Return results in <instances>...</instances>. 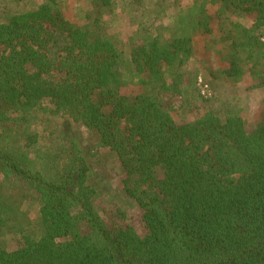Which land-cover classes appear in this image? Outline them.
<instances>
[{
    "label": "trees",
    "instance_id": "trees-1",
    "mask_svg": "<svg viewBox=\"0 0 264 264\" xmlns=\"http://www.w3.org/2000/svg\"><path fill=\"white\" fill-rule=\"evenodd\" d=\"M14 1L0 0V131L16 127L25 145H0V175L38 197L40 232L0 244V264H264V107L253 129L237 110L207 107L187 120L172 100L193 88L168 81L193 60L197 38L225 63L218 79L257 74L264 0H192L174 14L163 0H77L83 23L66 17L67 0L10 10ZM117 13L135 27L128 41L113 30ZM243 15L251 21L235 20ZM41 112L95 143L57 128L54 153L29 162ZM105 156L123 177L112 196L120 224L97 205ZM123 203L138 208L135 220ZM4 205L0 196V224Z\"/></svg>",
    "mask_w": 264,
    "mask_h": 264
},
{
    "label": "rangeland",
    "instance_id": "rangeland-1",
    "mask_svg": "<svg viewBox=\"0 0 264 264\" xmlns=\"http://www.w3.org/2000/svg\"><path fill=\"white\" fill-rule=\"evenodd\" d=\"M41 0H22L20 2L10 3V10H27L35 6L36 3ZM158 0H150L155 2ZM168 6V13L174 14L177 12L178 8L176 5L179 3L183 7L190 6L192 0H163ZM14 3V4H13ZM157 3V2H156ZM12 4V5H11ZM83 5L77 0H67L66 6L67 10L65 15L67 18L72 20L74 23H83L84 21L79 16L76 11L78 5ZM1 15H4L1 14ZM117 22L114 25V31L121 35V37L128 41L135 31V27L128 21L126 14L117 13ZM252 17L247 18L243 15L236 18V21L245 23L247 20L251 21ZM82 20V21H81ZM264 42V35L261 37ZM196 55L182 70L177 80L174 77H168L170 85L182 89H192L195 92L196 75L200 74V78L203 82H210L213 86L212 95L206 97L201 93V88L199 86L200 81L197 83L200 96L198 100L195 99L194 95L188 94V99L186 102H182L180 97L173 99L174 109L179 115L187 114V120L195 118L198 114H202L207 107L215 109L217 111L224 110H237L245 118L247 126L249 129H253L256 124V120L261 115L264 107V87H258L261 80L264 79V55H258L260 64H256L257 74H253L247 69V72L243 79L234 83L225 79H218L216 71L225 63H222L220 57L216 55L213 51L205 49V42L203 38L196 39ZM249 64V62L247 63ZM197 69V70H196ZM213 73L215 75H213ZM138 89L137 84L132 86L123 87L122 92L124 94H129L135 92ZM171 94H173L171 92ZM187 94V93H186ZM174 96V95H173ZM42 113V112H41ZM41 116L48 117L47 120H37L33 124V128H36L40 132V139L38 141V146L40 149L35 152H31V156L27 154L29 162L33 161L40 152H46V154L54 153L48 149L49 142H47L48 133H56L57 128L62 130L64 138H74L75 140H83V145H93L95 143V134L80 128L71 123V126H66L63 122L62 116H55L50 113H42ZM47 125L49 130L46 133L42 131L43 127ZM60 130V131H61ZM1 132L0 145L2 147H24L25 138L21 134H18L16 127L7 128L4 132ZM63 142V141H62ZM64 143V142H63ZM94 147V146H92ZM35 147L34 149H36ZM29 153V152H27ZM116 160L105 156L103 165L101 166L104 172L109 175L102 177L101 190L104 192V197L100 196L97 200V205L99 210L107 215V219L113 224H120V220L114 213L113 206L114 203H118L114 196L117 194L122 186L123 177L120 173V169L115 166ZM0 196H2L5 202V212L6 219L4 223L0 224V244H5L8 248H13L17 245V237L23 232H40L39 223H37L39 215V201L38 197L27 188L17 187L7 180L3 179L0 175ZM121 205V204H120ZM122 206L128 211V219L130 221L135 220L137 215L134 211L138 213V208L133 207L134 205H124ZM128 219L126 221H128Z\"/></svg>",
    "mask_w": 264,
    "mask_h": 264
},
{
    "label": "built area",
    "instance_id": "built-area-1",
    "mask_svg": "<svg viewBox=\"0 0 264 264\" xmlns=\"http://www.w3.org/2000/svg\"><path fill=\"white\" fill-rule=\"evenodd\" d=\"M200 81V88H201V93L206 96V97H210L212 95V91H211V87L209 86L208 83L203 82L202 79H199Z\"/></svg>",
    "mask_w": 264,
    "mask_h": 264
}]
</instances>
